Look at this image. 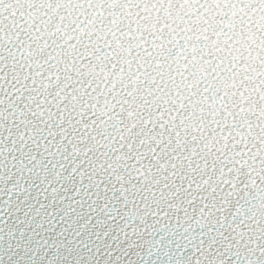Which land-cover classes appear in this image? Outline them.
<instances>
[{
	"label": "snow or ice",
	"instance_id": "1",
	"mask_svg": "<svg viewBox=\"0 0 264 264\" xmlns=\"http://www.w3.org/2000/svg\"><path fill=\"white\" fill-rule=\"evenodd\" d=\"M109 3L76 0L85 13L99 8L102 14ZM61 4L0 0V264H264V74L250 85V114L217 112L205 130L206 155L176 157L171 127L146 120L139 135L133 124L124 138L123 160L125 143L113 138L119 150L105 153L113 171L101 173L87 156L70 161L65 142L77 135L86 140L102 121L126 124L127 86L111 76L103 81L110 92L82 85L78 105L65 118L63 94L74 85L59 76L53 83L51 70L23 62L41 32L38 14ZM250 10L257 11L255 4ZM68 43L72 63L82 70L91 62V40L81 41L83 51ZM144 48L151 52L147 43ZM102 54L103 48L95 50L96 57ZM118 67L112 65L113 73ZM149 129L146 142L141 136ZM158 156L172 168L173 157L180 159L179 173H145L146 162ZM134 189L136 196H129Z\"/></svg>",
	"mask_w": 264,
	"mask_h": 264
},
{
	"label": "clouds",
	"instance_id": "2",
	"mask_svg": "<svg viewBox=\"0 0 264 264\" xmlns=\"http://www.w3.org/2000/svg\"><path fill=\"white\" fill-rule=\"evenodd\" d=\"M253 4L257 11L250 10ZM260 9H264V0H110L101 14L99 8L85 13L76 0H62L60 7L39 13L41 32L31 42V50L25 48L23 62L45 72L51 70L53 83L59 76L62 82L74 85L72 92L63 94L67 97L65 118L72 106L78 105L82 85L110 92L111 87L105 89L103 81L111 76L122 88L127 86L128 103L122 116L127 123L116 128L112 126L115 122L102 121L90 130L86 140L73 136L70 143L65 142L69 160L87 156L101 173H111L105 153L112 156L111 147L119 150L113 138L125 143L123 160L128 156L124 138L131 135L133 124L139 126V135L146 120L165 121L171 127L176 157L197 151L206 155L205 130H211L209 124L214 123L218 111L241 119L251 112L246 104L250 85L255 76L264 74V11ZM89 39L91 62L77 69L72 63L74 48L68 41L83 51L81 41ZM98 48L106 55L96 57ZM113 64L119 66L114 73ZM206 84L216 91L210 92ZM48 107L45 112L51 116ZM50 107L55 109V104ZM54 122L58 125L59 119L54 118ZM68 130L73 131L70 125ZM160 131L158 128L156 138ZM141 139L151 140V129ZM173 159L175 168L171 160L158 156L146 162L144 172L151 168L153 178L166 171L179 173L181 160ZM136 191L128 195L135 197ZM147 195L151 198L152 194L149 191Z\"/></svg>",
	"mask_w": 264,
	"mask_h": 264
}]
</instances>
